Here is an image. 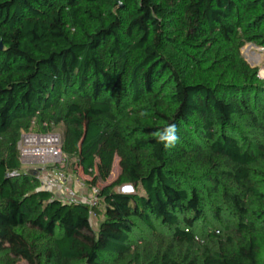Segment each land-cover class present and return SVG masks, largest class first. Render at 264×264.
Returning a JSON list of instances; mask_svg holds the SVG:
<instances>
[{"label": "trees", "instance_id": "1", "mask_svg": "<svg viewBox=\"0 0 264 264\" xmlns=\"http://www.w3.org/2000/svg\"><path fill=\"white\" fill-rule=\"evenodd\" d=\"M0 43V264H264V0H0ZM56 128L98 231L23 170Z\"/></svg>", "mask_w": 264, "mask_h": 264}, {"label": "built area", "instance_id": "2", "mask_svg": "<svg viewBox=\"0 0 264 264\" xmlns=\"http://www.w3.org/2000/svg\"><path fill=\"white\" fill-rule=\"evenodd\" d=\"M18 151L22 166L42 165L41 169L36 170V177L42 188L52 191L57 198L68 204L86 203L91 207L97 206V188H91L95 195V201L91 204L88 199L79 196L74 189L67 186V176L60 167L64 164L65 157L59 134L23 132L18 143ZM24 171L29 173L28 170Z\"/></svg>", "mask_w": 264, "mask_h": 264}, {"label": "rangeland", "instance_id": "3", "mask_svg": "<svg viewBox=\"0 0 264 264\" xmlns=\"http://www.w3.org/2000/svg\"><path fill=\"white\" fill-rule=\"evenodd\" d=\"M241 53L244 59L246 60V62L251 67L259 69V77L260 79L264 80V74H263L264 73V48L258 47L254 44H247L241 50ZM52 133L61 135V130L60 128H56V129H53ZM72 164H73V160L65 159L64 164L60 166L67 176V186L74 189L79 196L85 197L86 199H88L90 203L92 204V202L95 201V195L92 193V189L89 187V184H87V182H89L91 178L87 175H84L81 170H78L77 174H74L73 172H75V167L73 165V168H72ZM41 168H42V165L23 166V169L28 170V172H30L31 170H37ZM119 175H120L119 159L116 157L114 164H113V169H112L110 178L108 179L106 183L100 184L99 189L115 182L117 178L119 177ZM115 190L117 192L124 193V194H135V193L143 194L141 189L136 190L134 186H131V185H124V186L116 188ZM96 210L99 212V214L97 215L96 213H93L91 215V224L94 230L98 231L99 224L103 220L102 214H103L104 208L103 206H100L99 204H97ZM135 234H136L135 236L136 238L148 236L144 228H140ZM260 254L264 257V235H262V237L260 238ZM19 264H27V263L24 261H21Z\"/></svg>", "mask_w": 264, "mask_h": 264}, {"label": "clouds", "instance_id": "4", "mask_svg": "<svg viewBox=\"0 0 264 264\" xmlns=\"http://www.w3.org/2000/svg\"><path fill=\"white\" fill-rule=\"evenodd\" d=\"M141 115H145V113H141ZM177 131L178 130L175 124H169L162 130L154 132L152 135L158 142L162 143L166 149H169L175 147L179 142Z\"/></svg>", "mask_w": 264, "mask_h": 264}, {"label": "water", "instance_id": "5", "mask_svg": "<svg viewBox=\"0 0 264 264\" xmlns=\"http://www.w3.org/2000/svg\"><path fill=\"white\" fill-rule=\"evenodd\" d=\"M2 48H3V45H2V43H0V50H2ZM29 174L32 175V176H36L37 175V171L36 170H31L29 172Z\"/></svg>", "mask_w": 264, "mask_h": 264}, {"label": "crops", "instance_id": "6", "mask_svg": "<svg viewBox=\"0 0 264 264\" xmlns=\"http://www.w3.org/2000/svg\"><path fill=\"white\" fill-rule=\"evenodd\" d=\"M249 54H250V53H249ZM249 54H248V55H249ZM251 64H252V63H251ZM254 64H255V63H254Z\"/></svg>", "mask_w": 264, "mask_h": 264}, {"label": "bare ground", "instance_id": "7", "mask_svg": "<svg viewBox=\"0 0 264 264\" xmlns=\"http://www.w3.org/2000/svg\"><path fill=\"white\" fill-rule=\"evenodd\" d=\"M263 73V72H262ZM264 74V73H263Z\"/></svg>", "mask_w": 264, "mask_h": 264}]
</instances>
